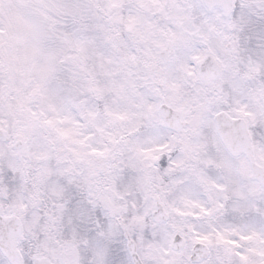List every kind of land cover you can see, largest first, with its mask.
<instances>
[{
    "label": "snow or ice",
    "instance_id": "6c2138e0",
    "mask_svg": "<svg viewBox=\"0 0 264 264\" xmlns=\"http://www.w3.org/2000/svg\"><path fill=\"white\" fill-rule=\"evenodd\" d=\"M0 264H264V0H0Z\"/></svg>",
    "mask_w": 264,
    "mask_h": 264
}]
</instances>
